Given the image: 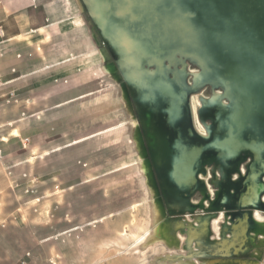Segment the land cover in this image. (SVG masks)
Segmentation results:
<instances>
[{
	"label": "rangeland",
	"instance_id": "374dc122",
	"mask_svg": "<svg viewBox=\"0 0 264 264\" xmlns=\"http://www.w3.org/2000/svg\"><path fill=\"white\" fill-rule=\"evenodd\" d=\"M92 1L86 3L94 15ZM68 2L71 10L64 22L74 18L72 29L58 37L63 48L47 55L48 62L59 61L61 74L46 81L48 88H43L45 82L42 87L33 85L38 116L32 119L39 120L32 124L35 134L27 147L28 162L18 174L5 177L12 185L15 181L22 185L8 193L21 218L15 213L12 220H17L0 237V264H264V230L248 229L246 236L242 232L248 223H240L247 211L264 223V210L244 209L231 197L232 182L247 177L253 157L244 155L231 166L225 161L200 165L205 172L196 174L199 182L193 194L180 193L175 153L167 142L172 133L159 120L164 160L174 169L180 189H167L154 168L153 179L150 168L148 175L142 173V158L148 167L151 159L132 88L133 80L144 73L116 57L122 50L106 42L82 0ZM44 54L33 57L30 65L45 61ZM104 54L112 73L104 71ZM174 71L167 80L184 79L178 87L192 91V126L197 134L209 137L214 121L203 113L211 109V102L229 105L224 90L202 79L197 86L201 69L189 61L187 75L174 78ZM166 101L175 105L172 97ZM221 183L225 199L219 201ZM22 190L26 192L19 195ZM164 226L166 235L155 233Z\"/></svg>",
	"mask_w": 264,
	"mask_h": 264
},
{
	"label": "water",
	"instance_id": "95a60500",
	"mask_svg": "<svg viewBox=\"0 0 264 264\" xmlns=\"http://www.w3.org/2000/svg\"><path fill=\"white\" fill-rule=\"evenodd\" d=\"M82 1L103 34L114 33V27L119 23L124 26L123 30L118 29L116 36L129 50L133 48L132 56L149 60L143 65V70L149 77L160 79L167 74L171 77L172 68L175 69L174 78L183 75L189 61L200 67V76L202 74V80L208 81L206 84L224 90V97L229 105L217 107L211 102V109L203 113L208 112V115L209 112L215 113L218 110L219 115L206 117L214 121L213 132L204 139L196 167L218 161H225L230 166L237 165L244 155L253 157L255 162L258 152L264 146V0H193V4H197L201 12V19L196 25L190 21L188 26H184L185 29H182L179 37L171 40L169 46L162 43L163 50L159 51H154L156 48L151 46L153 36L159 42L164 37L170 39L169 35L172 33L168 32H174L175 29L158 26L156 14L169 9L176 10L171 4L174 0H147L143 4L144 7L139 9V0L128 3L126 0H96L94 15L86 0ZM157 2L161 5L158 6ZM178 14L181 15L179 12ZM130 18L142 22V26L135 29V33L145 34L144 37L140 36L143 37L142 40L129 33L135 44L123 40L125 35L128 37L126 31L130 28ZM142 19L145 21H141ZM122 35L124 36L121 37ZM146 42L148 43L145 46ZM137 61L133 64L135 68L141 67L142 61ZM147 65L149 68H146ZM178 65L183 66L181 71H178ZM151 67L154 69L151 70ZM198 75H195V78ZM129 89L131 91V88ZM136 104L142 133L148 139L147 149L151 165L147 162L151 179L154 168L167 189H180L174 169L164 160L165 144L158 131L160 128H157L161 120L160 124L173 131L176 137L174 124L167 126L164 119L166 114H162V107L158 104L154 105L148 101L140 105L136 101ZM169 115L170 122L180 119L179 114ZM225 121L229 126L226 132L222 130ZM220 141V144L217 143ZM232 150L237 151V159L230 155ZM179 192L186 193L181 190Z\"/></svg>",
	"mask_w": 264,
	"mask_h": 264
},
{
	"label": "crops",
	"instance_id": "0c3cea01",
	"mask_svg": "<svg viewBox=\"0 0 264 264\" xmlns=\"http://www.w3.org/2000/svg\"><path fill=\"white\" fill-rule=\"evenodd\" d=\"M68 3V0H0V237L6 234L8 224L17 220H12L15 213L21 218L16 201L10 203L8 193L10 188L16 191L13 186L22 185L16 181L12 185L5 177L18 174L28 162V145L23 146L22 141L26 138L31 141L35 134L32 124L39 120V117L32 119L38 116L33 85L40 83L42 87L45 82L43 88H48L46 81L61 74L57 69L59 61L48 62L47 55L53 54L54 48H63L58 37L66 29H72L74 18L64 22L71 10ZM42 53L45 61L38 59L36 67L30 65L32 58ZM10 91H15L18 103L5 102Z\"/></svg>",
	"mask_w": 264,
	"mask_h": 264
},
{
	"label": "bare ground",
	"instance_id": "6f19581e",
	"mask_svg": "<svg viewBox=\"0 0 264 264\" xmlns=\"http://www.w3.org/2000/svg\"><path fill=\"white\" fill-rule=\"evenodd\" d=\"M93 1H96V0H93ZM131 1L132 0H126L127 3L131 2ZM145 2H147V0H139L137 8L139 9L141 7H144L143 4ZM193 2H194L193 0H180V1L174 0V2L171 4L174 5L176 10L175 9L174 10L169 9L168 11H163V12L156 14L158 26H160V27L169 26L171 28H174L175 31L174 32H171V31L168 32V34L172 33L171 35H169L170 39H168V37L161 38V41H160L161 43L159 42V40L158 41L156 40V37L153 36V39H151L153 41L151 46L156 48V49H153L154 51L163 50L161 48L162 43L163 44L166 43V45L169 46L172 43L170 41L175 40L177 37H179V34L182 33V29H185L184 26H188L190 21L194 22L195 25H196V23H198V20L201 19V14H200L201 12H200L199 8H197V4H193ZM157 4H158V6L161 5L160 2H157ZM154 5H155V3H154ZM185 8L188 10H185ZM181 10H182V12H181ZM183 11H184V13H183ZM178 12L182 16L179 15ZM145 18L146 17H144V19ZM144 19H142L141 21H145ZM128 20L130 22V25H129L130 28H128V30L126 31L128 33V37L126 35L125 36L122 35L121 37L124 36L123 40H126V41L129 40V43H131V44H133L135 42V40H133L129 37L130 36L129 33H131L134 37L140 38L143 40V37L145 34L137 35L135 33V29L136 30L140 29V27L142 26V22H140L139 20L134 21V19L132 20L131 18ZM121 25L122 24L119 23V25L115 26L114 27V29H115L114 33L111 32L110 35L104 33L105 38H106L105 40L108 44H112L114 49L118 48V47H116L117 45L119 46V48H120V50H122V52L115 53L116 57L117 58L123 57L122 58L123 61H125L127 64L130 65V64L136 63L137 60L142 61L141 67H139L138 69H140L144 73V75H142L141 78H135L133 80V88H132V91H133V94H135L137 103L140 105L142 102L148 101L149 103H153L154 105L158 104L159 106H161L162 112H165L166 116H168V117H166L167 118V126H170L169 124L171 121V120H169L170 119L169 116L171 117V115H169V114H171V113H174L177 115L179 114L180 119L177 122L174 121L175 123L173 126L175 131H176V138L172 135L175 133L173 131H171L172 134H170V136L167 137V142H168L169 147H171V149L173 148L172 150H174V153H175V154H173V156L175 155L174 159L176 161L177 173L180 175L179 181L181 183L180 184L181 191H185L188 195H191V194H193L192 191L194 190L195 186L199 182V177L197 178L196 174L197 173L200 174L201 172L202 173L205 172V169L201 168L200 166L196 167V164L198 162L197 156L199 155V153L203 149L205 136L197 134L195 129L192 126V119H191L192 118V112H191V107L189 104L190 97H191L190 93L192 91H188V90L184 91V90H182L183 88L180 89L178 87L179 84L182 85L184 82V79L181 78L182 76L180 77L181 78L180 81H173V82H169L167 80V75L163 76L160 79L155 78V77H148L147 74L145 73V71L143 70V65L145 62H147V58L140 57V59H139L138 57L128 55L130 53V50L123 43L119 42V38H117L116 35H118L119 30H123L124 26L123 25L121 26ZM130 31H132V32H130ZM140 36H143V37H140ZM162 39L164 41H162ZM147 43L148 42L145 43V46L147 45ZM132 50H133V48H132ZM104 59H105L104 60L105 61L104 71L112 73L114 70L112 69L110 62L108 61V56H106V54H104ZM131 73H133V72H131ZM112 75H113L112 77L114 79L119 80V77L117 76L116 73H113ZM199 77H200V75H199ZM202 77H200L198 80L195 78L197 80V82H196L197 86L199 84L200 85L202 84L200 82ZM131 78H133V77H131ZM174 80H176V79H174ZM196 84H195V86H196ZM185 89H186V87H185ZM171 97L173 98V101H174L173 103H175V105L173 107H172L173 104L169 105L166 101L168 98H171ZM216 99H217V97H216ZM127 106H128V103H127ZM207 113L204 115V117H207V116H215L216 117L219 115L218 110H216L215 113L209 112L208 115H207ZM133 116H134V114H133ZM155 119H154V121H156ZM225 119L229 120L231 118H225ZM228 127L229 126L227 125V121L223 122L222 130H224L226 132ZM158 131L161 132V130H159V129H158ZM167 133H168V131H167ZM135 135L137 138V144H138L139 149H140V138H139L140 136L137 132V129H135ZM160 137H162V135H160ZM217 143L220 144L221 141L217 142ZM215 147H216V145L213 146V148H215ZM229 147H230V145H229ZM230 155L232 156L233 159H237L236 158V155H237L236 150L235 151L232 150ZM167 158H169V157H167ZM174 164H175V162H174ZM140 170L142 171V173L148 175L149 167L143 158L141 160ZM263 175H264V146L258 152L257 159L254 162V166H252L250 173L247 175V177H245L241 183L236 182V181L232 182V186H234L235 192H234V194L233 193L231 194V197L237 198L239 200V206L240 207H244V209L257 208V209L264 210V201L262 200V197L264 195ZM147 177L150 179L149 176H147ZM220 186L221 187H220V191L218 193V196H219L218 200L222 201L225 199V184L221 183ZM242 222L248 223L247 228H245L242 232L246 236H248V234H249L248 229H254L255 232H257L259 230H262V231L264 230L263 229L264 223L255 220L252 217V214L250 213V211H247V212H245V214H242L240 216V223H242ZM162 228H159L155 233L166 235V233L168 232L167 228L165 226Z\"/></svg>",
	"mask_w": 264,
	"mask_h": 264
},
{
	"label": "built area",
	"instance_id": "2783aa9c",
	"mask_svg": "<svg viewBox=\"0 0 264 264\" xmlns=\"http://www.w3.org/2000/svg\"><path fill=\"white\" fill-rule=\"evenodd\" d=\"M5 102L7 104H10V103H18V100L16 98V93L15 91H10L5 99ZM23 116H25V113H22ZM30 143V139L26 138L22 141V144L23 146H26Z\"/></svg>",
	"mask_w": 264,
	"mask_h": 264
}]
</instances>
